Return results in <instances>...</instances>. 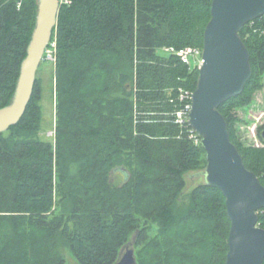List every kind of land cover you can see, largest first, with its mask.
I'll return each mask as SVG.
<instances>
[{
    "label": "trees",
    "instance_id": "trees-1",
    "mask_svg": "<svg viewBox=\"0 0 264 264\" xmlns=\"http://www.w3.org/2000/svg\"><path fill=\"white\" fill-rule=\"evenodd\" d=\"M213 0H70L56 39V128L40 137L42 82L20 123L0 135V264H226L231 221L223 193L187 176L207 166L175 122L180 91L199 71L164 49L203 50ZM37 0H0V109L14 96L36 24ZM241 37L252 78L220 107L231 141L264 185L262 147L238 135L240 108L264 89V17ZM120 169L126 170L129 179ZM122 181H113L115 176ZM259 226L264 229V210Z\"/></svg>",
    "mask_w": 264,
    "mask_h": 264
},
{
    "label": "water",
    "instance_id": "water-1",
    "mask_svg": "<svg viewBox=\"0 0 264 264\" xmlns=\"http://www.w3.org/2000/svg\"><path fill=\"white\" fill-rule=\"evenodd\" d=\"M37 6L35 28L14 96L9 105L0 109V135L18 125L25 115L58 25L60 0H37ZM262 17L264 0H213L211 20L204 34L205 64L199 71L188 117L189 126L201 138L206 152L207 166L201 173L204 184L220 190L226 199L231 221L226 264H264V229L259 226L264 185L246 167L220 112L224 103L242 95L252 78L251 55L241 32ZM120 171L128 176L126 170ZM117 264H138L133 243L122 249Z\"/></svg>",
    "mask_w": 264,
    "mask_h": 264
},
{
    "label": "rangeland",
    "instance_id": "rangeland-1",
    "mask_svg": "<svg viewBox=\"0 0 264 264\" xmlns=\"http://www.w3.org/2000/svg\"><path fill=\"white\" fill-rule=\"evenodd\" d=\"M53 40L52 43L55 42ZM55 63L47 57L41 64L37 77L42 82V126L40 137L43 141L53 142L56 128V98H55ZM237 115L241 119L238 125V135L247 146L262 147L259 133L264 127V89L255 95L253 103L249 107L237 110ZM119 183L122 179L117 175L113 179ZM204 184L201 173H191L187 176V192ZM66 264H78L76 258L70 250H63Z\"/></svg>",
    "mask_w": 264,
    "mask_h": 264
},
{
    "label": "built area",
    "instance_id": "built-area-1",
    "mask_svg": "<svg viewBox=\"0 0 264 264\" xmlns=\"http://www.w3.org/2000/svg\"><path fill=\"white\" fill-rule=\"evenodd\" d=\"M61 6L63 4H70V0H60ZM166 53L176 56L181 63L191 67L194 70L200 71L205 64L203 57V50L196 47H186L180 50L175 48L164 49ZM57 43L51 42L46 50L45 57L49 60L56 61ZM194 92L180 91L181 108L175 113V122L180 127L189 128L190 139L194 140L195 144H201L199 135L189 126L188 117L192 109V97Z\"/></svg>",
    "mask_w": 264,
    "mask_h": 264
}]
</instances>
